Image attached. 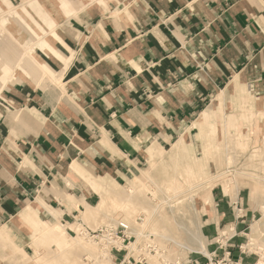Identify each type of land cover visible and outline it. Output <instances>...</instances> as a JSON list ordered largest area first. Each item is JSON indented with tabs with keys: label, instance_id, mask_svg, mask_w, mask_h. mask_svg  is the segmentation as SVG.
Returning <instances> with one entry per match:
<instances>
[{
	"label": "crops",
	"instance_id": "1",
	"mask_svg": "<svg viewBox=\"0 0 264 264\" xmlns=\"http://www.w3.org/2000/svg\"><path fill=\"white\" fill-rule=\"evenodd\" d=\"M29 1L0 0V14ZM56 2L62 57L36 51L62 82L9 77L0 93V237L15 236L29 205L46 220L74 225L100 199L86 175L125 184L147 165L149 148L165 151L192 136L214 100L237 97L229 87L235 76L264 95V0ZM15 22L25 43L37 42ZM223 192L213 195L214 215L205 220L209 255L196 252L183 264L227 253L244 259L241 236L255 209L237 213ZM115 256L122 261L125 253Z\"/></svg>",
	"mask_w": 264,
	"mask_h": 264
},
{
	"label": "rangeland",
	"instance_id": "2",
	"mask_svg": "<svg viewBox=\"0 0 264 264\" xmlns=\"http://www.w3.org/2000/svg\"><path fill=\"white\" fill-rule=\"evenodd\" d=\"M56 3V0L47 3L30 0L20 7L2 11L0 50L18 54L16 53L18 51L4 49L5 44L2 45L1 41L10 40L18 42L16 44L21 48L20 53L31 49L37 54L36 48L41 49L39 43L47 38V35L59 34L54 18L55 12L59 11ZM64 3L70 6V2L64 1ZM45 5L52 7L54 15L45 10ZM30 17L34 19V24ZM15 21H19L32 38L39 36L37 42L25 43L22 34L16 31ZM31 22L37 32H41L40 35L30 25ZM10 76L8 75V78L0 76L2 83L0 93ZM237 95L231 98L220 96L212 102L209 109L210 116L206 118L202 115L195 124L197 128L192 136L187 133L182 135L192 140L193 145L178 159H169L165 151L170 147L161 152L148 151L150 159L140 174L128 179L122 185L113 183L104 185L110 189L109 194L98 191L102 187L95 185L97 180L86 175V180L100 192V199L98 203H94V206L80 211L74 225L66 226L59 222L54 225L63 232L62 239H57L48 233L51 226L41 214L30 215L24 219L20 213V217L15 221L21 225L15 227V236L5 233L0 237L1 264H98V258H102L99 255L102 251L101 245L81 234L80 229L83 224L96 229L102 225L117 223L119 219L130 223L133 232L137 230L134 232L135 235L138 234L137 242L130 244L132 250L129 253L136 259L140 253L139 248L146 244L147 238L144 234L153 233L154 241L161 250L158 253H146L148 257L146 264H180L188 258L193 259L198 253L209 255L211 238L204 234L205 220L213 217V195L220 191H224L227 197H232L230 199L233 203L236 201L234 210L237 213L240 212L241 207L246 206L251 207L249 211L255 209L256 213V217L245 227L246 229L243 228L246 234L241 236L243 241L240 246L245 248L244 253L241 251L245 255L244 259L241 256L239 258L230 256L231 260L234 262L240 260L241 264L264 262V95L243 85ZM207 142L209 146L204 148ZM150 172L152 180L147 177ZM136 176L143 179L131 188ZM125 197H129V200ZM167 201H172L173 211H170L172 209L169 208ZM92 208H94L92 213L86 212ZM240 216L239 214L238 217L241 218ZM50 222L55 223L53 220ZM140 225L144 226L140 227ZM139 230L143 237L139 235ZM224 231H229V227L224 230L222 228L221 235ZM65 243L71 245L63 251ZM188 247L192 250L190 251ZM108 256L112 258H107L103 264L121 263L116 256L110 254ZM223 258L224 256L217 257L212 263L208 258L206 263H200L215 264L216 261H220V264H228L227 261L222 260Z\"/></svg>",
	"mask_w": 264,
	"mask_h": 264
},
{
	"label": "bare ground",
	"instance_id": "3",
	"mask_svg": "<svg viewBox=\"0 0 264 264\" xmlns=\"http://www.w3.org/2000/svg\"><path fill=\"white\" fill-rule=\"evenodd\" d=\"M40 1H43L45 3H47L48 1H51V0H40ZM60 39V37L57 35V34H54V35H47V38L43 39L39 45L40 47L49 55H51L52 57L56 58V57H62V55L58 52V50L56 49V46H55V43L58 41V39ZM18 43V42H16ZM20 51L19 52H16L18 54H15V53H8V52H4L3 50H0V76H6L8 78V75L10 76V78L12 77H20L21 79L25 78L27 79L28 81V75L30 76V78L32 77H35V76H42V79L44 76H47L50 80H53L54 82L56 83H60L62 82L61 81V77L60 76H57V74L55 73V71H53L50 66L48 64H46L43 59L40 57V55L37 53L35 54L34 52H32V50H28L27 52H23V53H20L21 52V48L19 49ZM16 57V58H14ZM237 75V74H236ZM238 76V75H237ZM41 79V80H42ZM233 80H234V77H233ZM11 81V80H10ZM41 82V81H40ZM38 83V82H37ZM2 85V83L0 84ZM39 85V84H38ZM242 83L240 82L239 79L236 78L235 76V81L233 83H231L229 85V87L231 89H240L242 88ZM227 88V86H226ZM222 92V91H221ZM223 95V93H222ZM219 107V106H218ZM219 109V108H217ZM220 123V122H219ZM201 124V123H200ZM222 124V123H221ZM203 126V125H202ZM209 126V125H208ZM207 126V127H208ZM199 127V125H198ZM218 127V126H217ZM201 129V135L202 137L204 136L203 135V131H202V128ZM222 129H225V128H222ZM209 130V129H208ZM218 133V132H217ZM225 134V133H224ZM208 135V134H207ZM187 136H182L179 140H177L175 143H173V145L171 146V148L165 152H167L168 154V157L169 159L171 160H176L178 159V157L180 155H182L183 153H185L188 149H190V147L193 145V141L192 140H188V138H186ZM200 138V137H199ZM211 138V137H210ZM213 138V137H212ZM227 138V137H226ZM203 139V138H202ZM225 139V138H224ZM201 141V140H200ZM204 142V141H202ZM239 142V141H238ZM139 143V142H138ZM227 143V142H226ZM152 144V143H151ZM218 145V144H217ZM207 146H209L208 142L207 144L204 146V148H206ZM213 146V145H212ZM229 146V145H228ZM211 147V146H210ZM209 148V147H208ZM220 148V147H218ZM229 149V148H228ZM214 150V149H213ZM212 150V151H213ZM150 152L152 151H158L156 149L155 146L149 148ZM163 150H159L158 152H161ZM232 163V162H231ZM80 164V163H79ZM232 165V164H231ZM81 166V165H80ZM80 166L78 167L80 169ZM140 172V171H139ZM109 175V174H108ZM155 175V174H154ZM149 176V177H148ZM111 177V176H109ZM147 177L152 180V174L151 172L147 174ZM98 178V177H97ZM112 178V177H111ZM143 178H140V176H136L135 177V180L131 183V188L132 185H134L136 182L142 180ZM133 180V179H132ZM130 180V182L132 181ZM95 185H100L102 188L101 189H98V191H100L101 193H106V194H109L111 191L110 189H108V187L106 188L103 184H102V181H96L95 182ZM160 189V188H159ZM132 190V189H131ZM161 190V189H160ZM133 192V191H132ZM166 196V195H165ZM171 196V195H170ZM177 196V195H176ZM168 199H169V196H167ZM178 197V196H177ZM126 200H129L128 198L129 197H125ZM151 198V197H150ZM161 198V196H160ZM159 198V199H160ZM171 198V197H170ZM74 199V198H73ZM167 199V198H166ZM167 199V200H168ZM172 199V198H171ZM185 199V198H184ZM75 200V199H74ZM153 200V199H152ZM161 200V199H160ZM176 201V200H175ZM182 201V200H181ZM76 202V201H74ZM166 202V201H165ZM168 202V201H167ZM172 202V201H171ZM171 202H168L169 204V208L172 209L170 211H173V207L174 205L171 203ZM156 203V202H155ZM176 203V202H175ZM70 205V204H69ZM158 205V204H157ZM72 206V205H71ZM157 206L154 208L155 212L157 211ZM195 209V208H194ZM94 211V208H92V210H87L86 212H93ZM192 211V210H191ZM195 212V211H194ZM193 212V213H194ZM21 215L23 216V218H27L28 216L30 215H34V214H40L37 210H36V207L33 206V205H30V206H26L24 208H22L21 210ZM193 213H190V214H193ZM141 215V214H140ZM197 215V214H196ZM190 216V215H189ZM188 216V217H189ZM197 217V216H195ZM152 218V217H151ZM196 219V218H195ZM120 221H125V220H122V219H119ZM130 220V219H129ZM146 220H147V217H146ZM189 220V219H188ZM192 220H194L192 218ZM145 221V220H144ZM143 221V222H144ZM191 221V220H190ZM47 222L49 223V225L51 226V229H49L50 231L48 232L50 235L56 237L57 239H62V237L64 236L63 232L61 231L60 232V229H57L56 227H54L55 224L57 223H52L50 221L47 220ZM119 222V221H117ZM127 222V221H125ZM130 224V223H129ZM134 224V223H133ZM139 224H142V223H139ZM147 225V224H146ZM143 227L144 225H140V227ZM132 227V226H131ZM142 230V229H141ZM146 230V229H144ZM137 231V230H136ZM134 231V232H136ZM140 231V230H139ZM7 232V231H6ZM10 232V231H9ZM8 232V233H9ZM149 232V231H148ZM7 234V233H6ZM137 234V233H136ZM142 234V232L140 231L139 232V235ZM11 235V233H10ZM138 235V234H137ZM136 235V236H137ZM253 235V234H252ZM141 237H143L142 235H140ZM192 237L194 236L191 235ZM191 237V238H192ZM146 238V237H145ZM190 238V236L188 237V239ZM193 239V238H192ZM190 241V239H189ZM93 242V241H92ZM137 242V241H136ZM140 242V241H139ZM95 243V242H94ZM132 244V243H131ZM134 244H136L134 242ZM71 244L70 243H65L64 247L62 248L63 251L64 250H67L68 247L70 246ZM86 247L88 246V244L85 245ZM131 246V245H130ZM186 246V245H184ZM131 248V247H130ZM201 248V247H200ZM188 249H190V251L192 250L191 248L188 247ZM187 249V250H188ZM132 250V249H131ZM203 251V249H202ZM204 252V251H203ZM164 253V252H163ZM111 255V253L107 250V249H104L102 250L99 255H101L102 258H98V261L99 262L98 264H103V262L108 258V259H111L108 255ZM162 254V253H161ZM262 254V253H261ZM165 255V254H164ZM112 256V255H111ZM39 260V259H38ZM110 261V260H109ZM96 263V262H94ZM258 264H264L263 261H260Z\"/></svg>",
	"mask_w": 264,
	"mask_h": 264
},
{
	"label": "built area",
	"instance_id": "4",
	"mask_svg": "<svg viewBox=\"0 0 264 264\" xmlns=\"http://www.w3.org/2000/svg\"><path fill=\"white\" fill-rule=\"evenodd\" d=\"M236 201L234 202V204ZM240 211V209H239ZM141 219V218H140ZM81 234L95 240L99 245H101L102 250L107 249L111 255L114 257L116 254L124 252L125 256L121 263L124 264L125 259L128 260V263L134 262L135 264H146L148 263V257L146 253H158L161 250L157 243L154 241L153 233H146L144 236L147 238L145 241L146 244L139 248L140 253L138 254V258L136 259L132 255L130 256V244L136 242L137 236L133 232L132 228L125 221H120L117 223H110L106 225H102L97 227L96 229L90 228L88 225L83 224L80 229ZM134 239V241H132ZM241 251L244 253L245 248L240 246ZM225 255L222 259L223 261H227L228 264H241V261H233L229 253ZM214 259L210 257V261L212 263ZM171 264V263H167ZM178 264V263H177ZM183 264V263H180ZM194 264H201L199 260H195ZM215 264H220V261H216Z\"/></svg>",
	"mask_w": 264,
	"mask_h": 264
}]
</instances>
